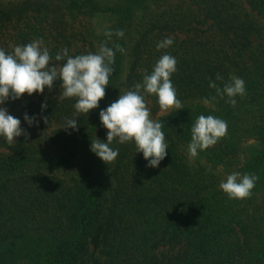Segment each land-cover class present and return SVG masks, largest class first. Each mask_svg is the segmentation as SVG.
I'll list each match as a JSON object with an SVG mask.
<instances>
[{"label": "trees", "instance_id": "16d2710c", "mask_svg": "<svg viewBox=\"0 0 264 264\" xmlns=\"http://www.w3.org/2000/svg\"><path fill=\"white\" fill-rule=\"evenodd\" d=\"M97 11L114 18L95 38L69 23ZM107 30L125 33L108 46L126 51L116 53L106 96L88 116L74 115L75 100L60 98V81L0 105L29 134L11 145L0 136V264H264V0H0V47L8 52L35 39L53 58L65 47L72 56L96 52ZM167 37L173 45L158 51ZM165 53L178 61L177 98L215 106L158 117L168 144L159 167H146L134 143L118 141L111 147L119 155L106 165L90 151L96 137L107 142L99 112ZM232 75L247 92L235 107L208 86L223 87ZM147 99L159 106L155 95ZM200 115L227 121V136L190 160V128ZM73 118L79 130L62 129ZM248 138L262 147L242 161ZM217 166L255 170L251 197L229 199Z\"/></svg>", "mask_w": 264, "mask_h": 264}, {"label": "clouds", "instance_id": "9594fccd", "mask_svg": "<svg viewBox=\"0 0 264 264\" xmlns=\"http://www.w3.org/2000/svg\"><path fill=\"white\" fill-rule=\"evenodd\" d=\"M124 35L122 30H107L104 32L107 39L100 43L96 52L75 56L69 55V49L65 47L53 58L43 39H35L26 45L10 46V52L0 47V105L9 99H20L24 94H42L45 88L51 91L55 82L60 81V98L74 99V115L88 116L90 110L98 108L99 102L106 96V88L114 73L116 53L123 54L126 51L118 43H113L111 47L108 43L113 36L120 39ZM173 43V38L167 37L159 41L156 48L158 51L167 49ZM177 63L171 54H163L151 73L143 75L142 82L135 83L132 89L120 94L118 99L99 112L100 122L107 129V142L96 137L91 140L90 151L106 165L115 162L119 155V149L111 147L113 141L120 144L134 143L136 153H143L148 162L146 167H159L168 155V144L162 130L164 124L153 119L146 96L155 95L162 113L171 114L184 109L171 79L177 72ZM216 80L223 81V76L217 73ZM208 86L215 89L216 96L221 99L226 96V102L233 107L237 104L235 97L243 98L247 95L245 81L235 75L223 87L212 80H209ZM208 103L206 99L205 104ZM46 108L47 103H42V112ZM42 119L44 123H48V117ZM24 121L29 126H38L39 123L35 116L30 117L27 113ZM69 128L79 130L77 119H66L62 129ZM227 130V121L221 118L212 115L198 116L190 128L191 141L187 146L189 159L196 158L199 152L216 145L227 136ZM21 135L25 138L29 135L21 127V120L8 114L7 108L0 107V136L11 145ZM208 171L211 172V168ZM258 179L255 174L233 172L225 180H221L219 188L229 199L244 200L251 197Z\"/></svg>", "mask_w": 264, "mask_h": 264}, {"label": "rangeland", "instance_id": "374dc122", "mask_svg": "<svg viewBox=\"0 0 264 264\" xmlns=\"http://www.w3.org/2000/svg\"><path fill=\"white\" fill-rule=\"evenodd\" d=\"M101 2H105L107 0H99ZM108 1H112V0H108ZM114 16L112 14H110L109 12H103V11H97L95 13H91V14H83L82 17H76L74 19H69V23H71L72 28H76V29H82L85 31H89L92 38H95L96 36H98L100 34V32H102L103 29H105L109 24H111L112 20H113ZM14 45H20L17 43H13ZM94 53V52H93ZM181 100V99H180ZM147 105L151 110V114L153 119H158V117L162 114H166V113H162L161 110L159 109V106H157L156 108H154V103L152 102L151 99H147ZM183 106L186 105H194V104H202L206 107H213L215 106L214 102L209 101L208 104H205V100H198V99H192V100H181ZM262 147V145L260 143H258L254 138H248L243 145V149L240 152L241 154V160L242 161H246L247 159H249L253 153L260 149ZM161 164V163H160ZM216 172L218 174L221 175V180H225L227 175L233 173V172H240L239 170L235 169L233 166L230 167H221V166H217L216 167ZM252 174H256V171L253 170ZM261 188L262 186L259 187V190L257 191V199H260L261 196ZM232 201H243V200H237V199H231ZM240 204V203H238ZM239 207V206H238Z\"/></svg>", "mask_w": 264, "mask_h": 264}]
</instances>
